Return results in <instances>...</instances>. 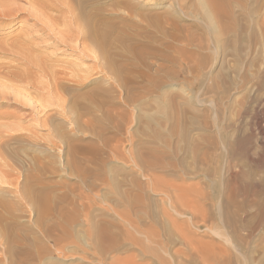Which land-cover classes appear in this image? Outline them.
I'll return each instance as SVG.
<instances>
[{
	"label": "rangeland",
	"instance_id": "374dc122",
	"mask_svg": "<svg viewBox=\"0 0 264 264\" xmlns=\"http://www.w3.org/2000/svg\"><path fill=\"white\" fill-rule=\"evenodd\" d=\"M66 1L111 16L118 74L21 81L20 39L55 69L93 64L39 49L37 0H0L26 12L0 26V264H264V0Z\"/></svg>",
	"mask_w": 264,
	"mask_h": 264
},
{
	"label": "bare ground",
	"instance_id": "6f19581e",
	"mask_svg": "<svg viewBox=\"0 0 264 264\" xmlns=\"http://www.w3.org/2000/svg\"><path fill=\"white\" fill-rule=\"evenodd\" d=\"M35 1V0H34ZM119 1V0H118ZM31 2V1H30ZM67 2V1H66ZM65 0H37V6H38V10L34 11V12H27V17L29 19H32V21L34 22V28H36L37 30V34H38V37L37 38H41L42 40H46V44H43L42 46H39V49L40 50H46L48 47H53L55 48H58V47H62L64 48L66 51H70L71 53H78V55H80V57L83 59H88L89 61L92 62V68H88L89 71H87L85 68V70L83 71L82 69L80 70H77V69H71V67L69 69H71V73L70 71L67 73L66 71L69 70L67 68V66H64V68L66 67V69H59V67L57 69L49 66V64H51V62L55 61L52 59L48 60L46 58V60H42V59H39L37 58V55H35L34 51L35 48H33L31 45V43H29L28 39H20L18 40L19 43H17V41H15L16 45H12L13 46V49H11V47H7L4 46V48H8V49H11L12 52L13 50H16L17 51V54L20 55V61H22L23 65L26 67L25 68V71L23 72H19L18 73V77L21 79V81H25L27 78H31L30 75L33 74V71L36 72V75L37 73L40 75V76H43V77H47L49 79L50 82H47L48 80H45L46 82L43 81V83L41 82L42 79L40 80V83L38 86L41 87L42 90H46L48 93L50 92L49 90L51 88L55 90H59V89H64V87L66 88L65 90L67 89H72L74 90V88H84L86 87V84L85 83V76L81 75L82 73H88V72H94L95 73H106V74H110L111 77H116L118 73L117 72V69L113 68V64H111V57L110 55L113 54V50L112 48H110V42L112 40L113 37H115V39L118 38V40L120 41V37H118V34L114 35L113 33V36H112V31L114 30L113 26V30L110 32V31H107L108 29H106L107 25H110V23L108 24L107 20L108 18L110 19V17H107L105 15H102L101 14V10H87V8H84V6H78V7H73L74 5L71 3V5H69V1L66 3ZM117 2V1H116ZM205 2V1H204ZM207 2L213 4L215 7H216V10H217V3L215 0H208ZM29 3V2H28ZM95 3V2H94ZM119 3V2H118ZM14 4V3H13ZM93 4V3H92ZM99 4V3H97ZM122 4L128 8V9H132V8H135V6L137 7V5L133 6L131 4V1L129 0H122ZM138 4V3H137ZM205 4V3H204ZM30 5V4H29ZM31 5H34L31 4ZM121 5V4H120ZM3 6V5H2ZM1 6V8H2ZM7 6V4H6ZM14 6V5H12ZM142 7V5H140ZM151 6V5H150ZM153 6V5H152ZM141 7H139L138 9H140ZM144 7V6H143ZM149 6H147L148 8ZM14 8V7H13ZM18 8V6H17ZM23 8V7H22ZM120 8V7H119ZM146 8V7H145ZM4 9V8H3ZM37 9V8H36ZM137 9V10H138ZM24 9H5L3 11H1L0 13V18L1 19H4L5 21H0V26H10L11 23L16 19L18 18V16H20L23 12ZM33 10V9H32ZM35 10V9H34ZM135 10V9H134ZM149 10V9H148ZM103 11V10H102ZM133 11V10H132ZM143 11V10H142ZM145 11V10H144ZM218 11V10H217ZM53 12H56L59 16L53 18L52 17V14L50 15V13H53ZM104 12V11H103ZM102 12V13H103ZM125 12V11H124ZM149 13V11H146V13ZM154 12V11H153ZM24 13L25 10H24ZM131 13V12H130ZM135 13V12H134ZM166 13V12H165ZM20 14V15H18ZM127 14V13H126ZM139 14V12H138ZM144 14V13H143ZM151 14V13H150ZM149 14V15H150ZM164 14V13H162ZM167 14V13H166ZM24 15V14H23ZM112 15V14H111ZM128 15V14H127ZM127 15H125L127 17ZM145 15V14H144ZM124 16V18H125ZM129 16V15H128ZM141 18L142 20H149L151 22H153V27L155 26L156 28L155 29H158L159 30V23L162 21V23H164L165 25H170V23H173L174 20L172 18H167L168 14L166 16H160V15H154V16H143L142 13H141ZM26 17V18H27ZM114 17V16H112ZM171 17V16H170ZM115 18V17H114ZM121 18V17H120ZM129 20H130V17H127ZM127 18L123 19V20H126ZM25 19V18H24ZM28 19V20H29ZM54 20L52 22V24H58L57 27L59 26V23L62 24L63 26V30L62 31H58V32H55L57 31L58 29H54V25H50L48 23V20ZM127 19V21H128ZM132 19V17H131ZM122 20V19H121ZM122 20V21H123ZM16 21V20H15ZM59 22V23H56V22ZM111 21V20H110ZM109 21V22H110ZM131 21V20H130ZM7 22V23H6ZM124 22V21H123ZM140 22H143V21H140ZM146 22V21H145ZM170 22V23H169ZM60 24V25H61ZM138 24V23H137ZM144 24V23H143ZM149 24V23H148ZM163 24V25H164ZM104 25H105V28H104ZM164 25V26H165ZM126 26V25H125ZM124 26V27H125ZM170 27V26H169ZM164 28V27H162ZM161 28V30H162ZM171 28V27H170ZM143 29V28H142ZM173 29V28H172ZM35 30V29H33ZM60 30V28H59ZM125 30V29H124ZM160 30V31H161ZM166 30V29H165ZM121 31V30H120ZM119 31V32H120ZM123 31V30H122ZM121 31V32H122ZM141 31V30H140ZM144 31H145V28H144ZM151 31V30H150ZM127 32V31H126ZM33 33V31H32ZM35 33V31H34ZM33 33V34H34ZM128 33V32H127ZM138 33V32H137ZM149 33V32H148ZM146 33V34H148ZM28 34V33H27ZM36 34V33H35ZM145 34V35H146ZM14 35V34H13ZM23 35V34H21ZM31 35V34H30ZM120 35V33H119ZM123 35V34H122ZM122 35H120L122 37ZM29 36V34H28ZM35 36V35H34ZM37 36V35H36ZM136 36V35H135ZM173 36V35H171ZM30 37V36H29ZM126 37V38H125ZM123 38L127 39V36H125ZM129 37V36H128ZM131 37V36H130ZM18 37H16L17 39ZM20 38V37H19ZM35 38V37H34ZM14 39V38H13ZM31 40V39H30ZM33 40V38H32ZM11 41V40H10ZM114 40H112L113 42ZM117 41V40H116ZM111 42V43H112ZM121 43V42H120ZM9 44V43H8ZM11 45V44H9ZM35 45V44H34ZM112 46V45H111ZM1 47V45H0ZM36 47V45H35ZM2 48V47H1ZM38 48V47H37ZM7 50V49H6ZM4 51V50H3ZM8 51V50H7ZM10 51V50H9ZM8 51V53H10ZM54 51V50H53ZM5 52V51H4ZM11 52V53H12ZM45 52V51H44ZM51 53V52H50ZM42 53H40L41 55ZM13 55V54H12ZM8 57V55H7ZM42 57V56H41ZM19 60V59H18ZM17 61V60H16ZM15 61V62H16ZM57 61V60H56ZM12 62V61H11ZM49 64H48V63ZM54 63V62H53ZM117 63V62H116ZM19 64V63H18ZM48 64V66H47ZM52 65V64H51ZM54 65V64H53ZM67 65H71L70 63H68ZM75 65V64H74ZM8 66V65H7ZM59 66V65H58ZM73 66V65H72ZM83 66V65H82ZM120 66V65H119ZM1 67V66H0ZM75 67V66H74ZM84 67V66H83ZM117 67V66H116ZM19 68V67H18ZM119 68V67H118ZM2 69V68H1ZM11 69V68H10ZM14 69V68H13ZM23 69V68H22ZM15 70V69H14ZM119 71V70H118ZM17 73V69L15 71ZM15 74V73H14ZM92 74V73H91ZM90 74V75H91ZM8 75V74H7ZM98 76H94V78H97ZM45 79V78H44ZM87 79V77H86ZM31 81V80H30ZM28 82V81H27ZM32 82V81H31ZM30 82V83H31ZM69 83L70 85L67 86L66 84ZM113 82V81H112ZM27 85H30L29 83ZM33 85V83H32ZM35 86V85H34ZM33 86V87H34ZM69 87V88H68ZM52 89V90H53ZM96 89V88H95ZM97 89H98V85H97ZM96 89V90H97ZM118 89V88H117ZM29 90V89H28ZM85 90V89H84ZM95 90V91H96ZM98 90H102L101 88H99ZM68 91V90H67ZM90 91V90H89ZM2 92V91H0ZM45 92V91H44ZM56 92V91H55ZM98 91H96L97 93ZM54 95L53 92H50ZM58 93V92H57ZM78 93V92H77ZM51 94V95H52ZM56 94V93H55ZM93 94H95V92L93 91ZM92 94V95H93ZM99 93H97L98 95ZM113 94V93H112ZM50 95V94H49ZM96 95V94H95ZM48 96V95H47ZM58 97L60 96V93L59 95H57ZM88 96L91 97V95L88 94ZM13 97V96H12ZM80 97V96H79ZM83 97V96H82ZM51 98V97H50ZM49 96H48V99H50ZM56 98V97H55ZM62 99V97H60ZM84 98V97H83ZM82 98V99H83ZM57 99V98H56ZM55 99V100H56ZM3 100H7L5 97H3L2 95H0V101H3ZM51 100V99H50ZM53 100V99H52ZM78 100V97H73L70 99V102L71 103H77L76 101ZM12 102V101H11ZM23 102V101H21ZM26 102V101H25ZM40 102V100H39ZM44 102V101H43ZM52 102V101H51ZM55 102V101H54ZM58 103V100L56 101ZM59 102H61L59 100ZM108 102V101H107ZM24 103V102H23ZM38 103V102H37ZM1 105V104H0ZM19 105V104H18ZM23 105V104H21ZM44 105V104H42ZM57 105V104H56ZM73 105V104H72ZM39 106V104H38ZM45 107V106H44ZM68 107V106H67ZM94 109V108H93ZM59 111V110H58ZM74 112V111H73ZM62 113V112H61ZM67 113V112H66ZM79 113V112H78ZM97 113V112H96ZM1 114V113H0ZM16 114V113H15ZM24 114V113H23ZM57 114V113H55ZM65 114V113H64ZM94 114V113H93ZM30 115V114H29ZM32 115V114H31ZM105 115V114H104ZM70 117V116H69ZM67 117V118H69ZM73 117V116H72ZM21 119V118H20ZM74 120V119H73ZM77 121V120H76ZM12 124V123H11ZM46 124V122H45ZM18 125V124H17ZM263 125V124H262ZM6 126V125H5ZM14 126V125H13ZM44 126V125H43ZM17 127V126H16ZM19 127V126H18ZM63 127V126H62ZM80 127V126H79ZM262 127V126H260ZM264 127V126H263ZM1 128V126H0ZM6 130V129H4ZM14 130V129H13ZM9 131V130H8ZM20 131V130H19ZM6 132V131H5ZM13 131H11L12 133ZM59 132V131H58ZM5 134H8V133H5ZM2 135V134H1ZM61 135V134H60ZM22 143V142H21ZM3 145V144H2ZM21 145V144H20ZM240 145V144H239ZM241 149V148H240ZM259 150V149H258ZM242 153V152H241ZM2 155V154H1ZM18 156V155H17ZM263 156V155H262ZM55 157V156H54ZM42 159V158H41ZM262 159V158H261ZM7 160V159H6ZM16 160V159H15ZM263 160V159H262ZM258 161V160H257ZM32 162V161H31ZM10 164V163H9ZM32 165V164H31ZM1 166H3L1 164ZM55 166V165H54ZM19 168V167H18ZM39 168V167H38ZM1 169V167H0ZM9 170V169H8ZM31 170V169H30ZM2 171V169H1ZM6 171V170H5ZM8 172V171H7ZM6 172V173H7ZM5 173V174H6ZM4 175L2 172L0 173V175ZM33 174V173H32ZM26 175V174H25ZM6 177V176H5ZM2 178V177H1ZM0 178V179H1ZM5 179V178H4ZM11 179V178H10ZM1 181H3L1 179ZM10 181V180H9ZM17 181V180H16ZM19 181V180H18ZM5 182V181H3ZM14 182V181H13ZM25 182V181H24ZM30 182V181H29ZM92 183V182H91ZM12 185V184H11ZM16 186V185H15ZM28 186V185H27ZM37 186V185H36ZM95 186V185H94ZM16 188V187H14ZM28 188V187H27ZM35 189V188H34ZM37 189V188H36ZM27 190V189H26ZM41 190V189H40ZM31 191V190H30ZM42 191V190H41ZM23 191H21L22 193ZM25 192H28V193H31L29 192V189ZM24 195H28L29 198H27L28 200L32 199V196H30L29 194H25ZM37 192V191H36ZM34 194V193H33ZM41 194V193H40ZM13 195V194H12ZM23 195V194H22ZM48 196V194H45ZM43 195V196H45ZM35 196V195H34ZM33 196V197H34ZM46 197V196H45ZM24 198V197H23ZM47 198V197H46ZM35 199V198H34ZM33 199V200H34ZM41 199V198H40ZM22 200V199H21ZM31 200V201H33ZM76 200V199H75ZM30 201V200H29ZM36 201V199H35ZM42 201V199L40 200ZM47 201V199H46ZM38 202V198H37V201ZM84 202V201H83ZM3 203V202H2ZM34 203V201H33ZM46 203V202H45ZM85 203V202H84ZM43 204V202H41V205ZM47 204H48V201H47ZM80 204V203H79ZM41 205L37 204V206H40ZM45 205V204H44ZM7 206V205H6ZM46 207V206H45ZM44 207V208H45ZM43 208V207H42ZM7 209V208H6ZM41 209V208H40ZM42 210V209H41ZM43 211V210H42ZM2 212V211H1ZM3 214V213H2ZM5 214V213H4ZM125 214V213H124ZM126 215V214H125ZM67 221V220H66ZM124 222V221H122ZM127 224V223H126ZM147 235V234H146ZM1 236V235H0ZM2 238V237H1ZM137 238V237H136ZM146 239V238H145Z\"/></svg>",
	"mask_w": 264,
	"mask_h": 264
}]
</instances>
